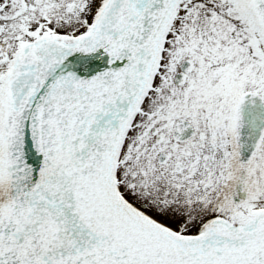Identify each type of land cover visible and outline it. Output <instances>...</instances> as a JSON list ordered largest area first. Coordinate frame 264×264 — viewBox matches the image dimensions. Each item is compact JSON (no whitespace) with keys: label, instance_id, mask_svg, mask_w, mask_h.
Wrapping results in <instances>:
<instances>
[{"label":"snow or ice","instance_id":"6c2138e0","mask_svg":"<svg viewBox=\"0 0 264 264\" xmlns=\"http://www.w3.org/2000/svg\"><path fill=\"white\" fill-rule=\"evenodd\" d=\"M0 264H264V0H0Z\"/></svg>","mask_w":264,"mask_h":264}]
</instances>
